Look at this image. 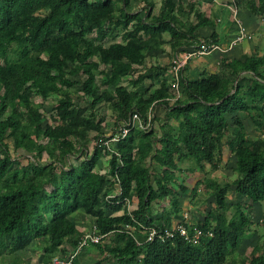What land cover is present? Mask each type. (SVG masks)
<instances>
[{
    "label": "trees",
    "instance_id": "16d2710c",
    "mask_svg": "<svg viewBox=\"0 0 264 264\" xmlns=\"http://www.w3.org/2000/svg\"><path fill=\"white\" fill-rule=\"evenodd\" d=\"M133 1L143 8L132 11ZM248 5L255 15L264 14V0ZM153 9L151 0H0V264H19L18 253L37 241L44 242L43 264L64 255L65 245L72 254L80 233L71 215L78 210L94 218L99 236L113 234L108 243L93 244L102 256L94 264H227L251 237L247 209L264 201V57L225 59L218 73L195 81L178 72L179 98L171 105L165 81L156 93H134L131 88L158 76L156 70L134 76L133 68L147 55L165 45L177 51L193 45L191 40L196 49L217 43L215 35L199 40L193 34L208 23L193 5L165 0L156 14ZM191 15L195 25L187 23ZM52 97L56 103L45 124L42 108ZM156 104L176 128L164 119L158 134L133 129L109 148L104 145L111 137L104 136L98 109L110 111L117 134L131 115L145 119ZM242 114L263 136L243 134ZM90 132L96 133L95 145L87 156L81 142ZM7 138L15 152L31 155L25 165L11 157ZM224 146L236 178L222 184L204 177L190 190L195 195L202 185L215 203L194 224L212 237L197 246L178 236L137 245L125 226L170 227L182 211L178 194L187 190L183 183L180 193L171 186L182 172L179 165L192 160L199 172L205 165L215 171ZM79 154L82 160L69 164ZM102 155L110 157L109 175L120 182L121 194L110 203L104 199L114 183L94 172ZM230 194L237 199L233 203L227 201ZM133 197L136 209L107 215ZM165 200L170 210L152 215L153 206ZM261 223L263 233L241 264H264V213Z\"/></svg>",
    "mask_w": 264,
    "mask_h": 264
},
{
    "label": "crops",
    "instance_id": "0c3cea01",
    "mask_svg": "<svg viewBox=\"0 0 264 264\" xmlns=\"http://www.w3.org/2000/svg\"><path fill=\"white\" fill-rule=\"evenodd\" d=\"M154 4V8L156 6V3H158V9L159 11L161 4L165 0H151ZM173 4H183V5H193L194 10L198 11L200 15L207 20V24L203 27L198 28L193 33L195 36L199 38V40H204L207 38H210L212 35H215L217 38L216 46L217 49L212 50L209 54L204 56L199 55H193L198 49H196L197 44L193 40L190 41L193 45L190 46H183L181 48H178L177 51H172L171 47L169 45H165L163 47L162 51H157L152 54L147 55V57L144 60L143 65L139 67H134L133 74L134 76H138L141 74H147L150 70H156V74L158 75L156 78H147L144 80L143 84L140 86H136L134 88V91L132 92H140L144 93V91L147 92V96L152 93H156L158 91H161V82L165 81L166 86L169 88L167 91L168 97L165 99L168 101L169 105H171L173 101V97L175 96L174 91L172 90V83L174 79L173 74V68L177 61L180 59H183L187 57L188 55H191L187 58L185 64L181 67L180 73L183 77L195 81L199 79L203 74H209V73H218L220 70H222L221 62L223 60H239L244 56H251L253 54H256L257 56H263L264 57V14L263 15H255L251 12V10L248 8L249 1L250 0H170ZM132 6H135L136 8H143V3H138L133 1ZM133 8V7H132ZM233 9L237 10V19L233 16ZM132 11H137L132 10ZM183 23L187 22V19L181 18L180 19ZM187 23H191L192 25H195L197 23V19L194 17V15L190 16V19ZM243 29L244 31V38L241 42H239L236 45L231 46V43L239 36V30ZM189 42V41H188ZM150 75H153V72L150 71ZM132 90V89H131ZM145 96V97H147ZM160 107H163L162 105L156 104L152 112L149 111L148 113H151L152 116L156 117L157 110H160ZM161 115L160 120H166L169 118V115ZM166 117V118H165ZM168 123L173 127H177V122L174 119H167ZM105 118L103 120L102 125L105 123ZM113 121V120H112ZM162 123V121H161ZM114 125V121H113ZM104 126L102 127L104 136H106L107 131L105 130ZM108 137H112L114 135L113 132L109 131ZM158 134V132H155ZM160 135V134H159ZM107 137V136H106ZM103 156V155H102ZM105 157V156H103ZM110 157H105V159ZM101 159L99 160L96 168L94 169V172L96 174H102L104 178H109V166L108 169L104 168L103 165H101ZM112 182V181H111ZM116 189L113 184V189L109 194H115ZM188 193V189L183 193V195H186ZM191 193V192H190ZM189 193V194H190ZM136 200L135 197H133L130 200L131 209H136ZM181 207V206H180ZM124 211H126L125 206H121V209L116 212H107L108 216H121L124 214ZM82 213L85 215L82 210H78L75 213L71 215V220L74 222L78 232L80 233V238L86 234V233H92L94 226V218L91 216L85 215V217L82 218V221L77 222V215ZM181 217H179L180 220ZM76 219V220H75ZM91 219V220H90ZM86 220L91 221L89 222L91 224V228H87ZM177 222V221H176ZM175 222L172 220L171 225ZM170 225V226H171ZM97 233V230L95 231ZM113 238V234H109L108 236L104 237L101 242H104L105 240L108 243ZM33 246V244L31 245ZM64 250H66V253L64 255H61L63 259L67 258L71 255L70 252H68L70 249L67 245L64 246ZM96 248L93 246V244L88 243L85 245L80 252L77 255H80L82 253V260L79 264H87L88 262L94 260V263L96 260V255L94 256ZM25 253V252H22ZM21 253V254H22ZM43 255V254H42ZM76 255V256H77ZM19 257V254L17 255ZM75 256V258H76ZM20 258H22L20 256ZM43 257H41L42 259ZM75 258L73 259L75 261ZM23 259V258H22ZM111 261V260H110ZM110 261H108L110 263ZM40 264H43V261H40ZM104 264H107L104 262Z\"/></svg>",
    "mask_w": 264,
    "mask_h": 264
},
{
    "label": "rangeland",
    "instance_id": "374dc122",
    "mask_svg": "<svg viewBox=\"0 0 264 264\" xmlns=\"http://www.w3.org/2000/svg\"><path fill=\"white\" fill-rule=\"evenodd\" d=\"M140 10L139 8H136L135 6H133L132 10ZM157 9H158V3H156L155 8L153 9V13L156 14L157 13ZM132 91H134V88H131ZM35 101L39 102L40 99L38 97H35ZM77 102L80 103V105L82 107H85L86 103L83 100L80 99H76ZM56 103V97H52L51 99H49L45 104L44 107L42 108V112L44 115V123L46 124V122H51L50 120V113H51V109L52 107L55 105ZM99 110V113H102V116L105 118V123L102 125L104 126V128H106L105 130H109L111 132H116L115 131V125H113V121H112V114L110 113L109 110H107L106 108L101 107ZM160 110H157L156 112V120L153 122L152 127L153 130L155 132L159 133V124L161 122H159V119H161V115H166L168 112L166 111L165 108L160 107ZM103 111V112H102ZM254 114V113H253ZM162 116V117H163ZM243 118V122L245 124V128L246 130L244 131V135L247 136L248 138H258L263 136V131H258L255 130L253 127L252 122L249 120V117L247 115L242 114L241 115ZM1 118V116H0ZM162 121V120H160ZM163 123V122H162ZM109 131H107V137L110 136ZM95 132H90L87 139L82 143V145L84 147H81L83 149H85L84 153L87 156H91L92 152H93V147L95 145ZM32 137V135H31ZM6 145H8L9 147V151L11 154V157L13 159H15L18 163L25 165L27 163V161L30 159L31 155H27L24 154V152L22 153H17L14 151V148L12 147V141L10 138H7L5 140ZM77 156H82L81 154L79 155H75L74 158H71L69 160V164L75 166L76 164H78L80 162V160H77L76 157ZM101 165H103L104 168L108 169L109 166V159L103 156H101ZM42 161H48L47 160V156L44 154L42 157ZM221 163L218 167L217 170L213 171L210 169L209 165H205L204 168V172H199L197 166L195 165V163L191 160H186L185 162H183L182 164H180V169L182 170L181 173H177L178 178H177V183L175 185H171L173 188H175V190L180 193L181 191L178 188V184H182L184 185V187L186 189H188V193L186 195H183V193L178 194L179 200H180V208H181V213H180V217L182 216V214H186L188 217V222L191 224H196L197 221H202L205 216L207 215V213L210 211L211 208L214 207L215 203L214 201L209 198V196H207V192H205V189L203 188V186L201 185L196 194L192 195L190 193L191 188L196 184V182L198 181H202V179L204 177H208V178H214L217 181H219L222 184L225 183H229L232 182L235 178L236 175L233 171L234 168V159L233 157L230 155L228 148L226 146L223 147L222 149V153H221V159H220ZM109 178H105L106 180L111 181L110 175L108 174ZM203 183V182H202ZM190 193V194H189ZM136 200V199H135ZM237 199L233 197V194H230L227 196V201L229 203H233L234 201H236ZM137 202V201H136ZM131 204L129 205V211L133 210L130 208ZM170 205L168 203V200H165L159 204H155L153 206V211H152V215H161L162 212L165 210L166 212H168L170 209ZM247 211H249V214L251 215V221L249 223V230L248 233L251 235V237H249L248 239H245L242 243V245L239 247V249L237 250V252H235L234 254H232L228 260H227V264H241L242 260H247V258L250 255V252L252 250V248L255 246L258 237L262 235L263 233V226H262V215L264 213V201L261 202L259 205H253L251 206L249 209H247ZM85 217V215H83L82 213L77 215V222L82 221V218ZM91 220V219H90ZM179 218L178 217H173V221L176 223V221H178ZM85 221V220H84ZM87 223V228H91V224L86 220L85 221ZM107 242L106 240L104 241V243ZM43 246H44V242L43 241H37L36 244H33V246H30L27 250H25V253H18L19 254V258L20 256L23 258H20V263L19 264H40V261H43L41 259L42 254H43ZM59 256L60 254H55L54 256ZM96 255V260H101L102 256L99 255L98 251L95 250L94 252V256ZM61 256V255H60ZM82 258V253L80 255H77L75 258V264H79L81 262ZM7 262L5 264H15L13 262H11L10 260H6ZM107 264H113L114 261L111 260L110 263L106 262ZM87 264H94V260L88 262Z\"/></svg>",
    "mask_w": 264,
    "mask_h": 264
},
{
    "label": "built area",
    "instance_id": "2783aa9c",
    "mask_svg": "<svg viewBox=\"0 0 264 264\" xmlns=\"http://www.w3.org/2000/svg\"><path fill=\"white\" fill-rule=\"evenodd\" d=\"M233 16L237 19V10L233 9ZM244 38V31L243 29L239 30V36L231 43V46L238 44ZM217 46H205L204 44L200 45V48L193 54L204 56L209 54L212 50L217 49ZM180 59L177 61L173 68L174 79L172 83V90L174 91L175 96L173 97V101H176L179 98V87H178V72L180 71L181 67L185 64L188 57ZM152 114L148 113L146 118L143 119L138 113H134L130 116L128 122L123 124L119 127V131L117 134H114L110 140L104 142V145L109 148L111 144L118 142L119 140L123 139L130 130L138 129L141 131H147L152 127ZM82 160V158L80 159ZM109 174V173H108ZM111 181L114 183V187L116 189L115 194H109L105 197V201L110 203V200L119 196L121 194L120 182L117 177L111 178ZM130 200L124 199L123 206H125L126 211H129ZM96 228H93L92 233L84 234L79 242L77 247L75 248L74 252L68 256L67 258L63 259L60 255L52 257V264H71L72 260L75 256L80 252V250L87 245L90 244H97L99 243L105 236H99L95 233ZM125 232L131 235V237L135 240L137 245H141L142 243L152 242L154 240H158L162 243L173 240L177 236L183 238L191 245L197 246L201 243L202 239L212 237L211 231H203L202 229L194 226L193 224L188 222V217L186 214H182L180 220L176 223L172 224L168 228L158 229L155 227H146L137 223V228L131 226H125Z\"/></svg>",
    "mask_w": 264,
    "mask_h": 264
}]
</instances>
